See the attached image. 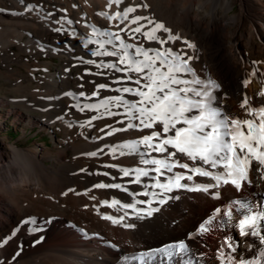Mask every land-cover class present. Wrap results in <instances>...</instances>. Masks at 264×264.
Listing matches in <instances>:
<instances>
[{"label":"bare ground","instance_id":"6f19581e","mask_svg":"<svg viewBox=\"0 0 264 264\" xmlns=\"http://www.w3.org/2000/svg\"><path fill=\"white\" fill-rule=\"evenodd\" d=\"M107 2L26 0V3L44 5V10L24 13V5L19 0H0V8L6 10L0 12V78L9 83L7 86L10 93L14 91L15 94H22L4 95L0 98V104H9L7 114L14 117L22 131L27 126H36L39 131L51 133L55 137L54 143L61 146L54 152L45 148V142L23 148L12 143L0 147V238L10 236L6 232L14 224L19 225L20 229L8 246L0 247V262L143 264L140 253L184 241L192 253L204 254L203 264H219L216 250L230 237L236 242L237 258L258 260L259 264H264V244L256 236L239 235V229L234 226L235 221L222 224L219 219H215L210 225L211 231L193 236L202 219L217 207L225 208L232 199L248 197L252 200L250 193L264 192V181L245 186L239 191L230 185H221L209 192L173 189L165 195L175 196L176 199L169 200L156 216L154 225L147 228L126 229L103 218L105 214L118 216L121 213L116 208L100 205L102 200H149L153 198V192L159 193L161 190L151 186L152 181L148 178H144L141 185H129L131 190L140 194L136 197H129L117 189L93 188L99 182L124 183L128 179L122 177L118 168L105 165L144 166L139 165L138 158L134 156L113 157L100 153L92 157L87 154L105 144L135 139L139 133L129 130L103 140L97 139V136L103 135L99 128L106 123H114L112 118L107 117L94 121V127L79 126L80 122L89 118L88 113L69 108L76 101L63 93L67 88L66 82L69 84L68 91L81 90L78 85L82 81L76 76L83 71V67H73L69 72L70 77L65 81L64 69L79 63L73 59L76 56L97 60L109 58L90 57L78 40L52 31L57 25L52 22L53 17L44 18V11L54 12L58 18L62 15L58 10L67 9L68 16L76 20L81 19L82 13H86L85 20L97 27L107 28L115 22L96 15L98 11L106 10ZM126 2L131 4L133 0ZM168 2L173 4V7L168 8L179 18L180 36L196 41L195 57L198 59L190 62L191 67L202 79L210 77L220 85L216 94L222 98L225 111L243 116L239 107L243 95L247 94L254 102H258L260 97L256 93L264 91V0H159L158 6H165ZM73 4L79 7L73 8ZM116 10L113 5L108 11L111 13ZM76 27L80 32H90V29L80 25ZM65 40H70L72 50H64ZM142 42L146 47L145 41ZM181 45H184L183 40L168 47L177 50ZM40 54L59 57L62 65L55 72L36 76L35 71L39 67L48 69L47 63L52 60L42 61L38 57ZM87 78L83 81V90L86 92ZM245 79L251 81L247 88L242 87ZM36 89L44 91L42 97L48 108L53 110L48 111L51 113L32 97ZM58 103L62 104L60 108H57ZM37 110L41 113L31 114ZM58 116L63 119H57ZM69 123L72 127L68 126ZM115 126L122 127L118 124ZM180 162L192 166L187 158H180ZM81 169L87 171L82 172ZM173 171L183 174L186 170L176 167ZM97 172H109L111 175L90 174ZM112 177L121 178L113 181ZM210 182L213 181L198 176H194L192 181H182L193 188L197 184ZM87 189L92 190L85 194ZM145 189L148 196L143 195ZM217 192L220 194L219 199L215 198ZM261 199L264 197L256 195V201ZM142 207L146 208L147 205ZM28 218H34L36 223L24 225L23 221ZM37 226L43 229L29 232L30 228ZM81 229L94 235L88 234L82 238L77 232ZM52 234L54 237H51ZM41 237L43 240L40 243H34ZM32 244L37 245L31 247ZM18 247H22L23 251L15 261H9L10 253L15 255ZM155 264H161V260L158 258Z\"/></svg>","mask_w":264,"mask_h":264},{"label":"snow or ice","instance_id":"6c2138e0","mask_svg":"<svg viewBox=\"0 0 264 264\" xmlns=\"http://www.w3.org/2000/svg\"><path fill=\"white\" fill-rule=\"evenodd\" d=\"M19 3L24 5V13L44 10L42 4L26 3V0H19ZM125 4L126 0H108L106 10L96 13L109 22H115L107 28L97 27L85 20L86 13H82L79 20L73 19L68 16L67 9H59L62 15L58 18L54 12L44 11V18L53 17L52 22L57 26L51 30L78 40L90 57L109 58L97 60L73 57L79 63L64 71L69 73L73 67H83V71L76 76L82 81L78 85L81 90L66 91L63 95L76 101L69 108L78 109L80 113H96L79 123L82 128L94 127V121L106 117L114 120V123H106L99 128L103 135L97 136V139L103 140L129 130L139 133L135 139L105 144L87 154L92 157L100 153L113 157L134 156L138 158V164L144 166L105 165L118 168L122 177L128 179L124 183L99 182L93 188L117 189L129 197H136L140 194L131 190L129 185H141L144 178H148L152 181L151 186L161 190L159 193L153 192V198L149 200L122 201L112 198L100 201V205L116 208L121 213L118 216L105 214V220L126 229H134L154 225L156 216L168 201L176 199L175 196L165 195L173 189L209 192L221 185H230L239 191L245 186L264 181V91L256 93L260 97L258 102H254L247 94L243 95L239 104L243 116L225 111L222 98L216 94L220 85L210 77L202 79L191 67L190 62L198 57L189 55L183 49L165 47L179 40H183L187 49H193L196 45L178 33L173 34L164 22L157 20L147 0H133L131 4L123 6ZM113 5L117 10L110 13L108 10ZM72 7L79 6L73 4ZM138 10L146 14H136ZM5 11L0 8V12ZM76 25L90 29V32H80ZM142 41H147L149 45L154 43L158 47H145ZM64 50H72L70 40L64 41ZM86 76H102L107 82L89 80L87 83L92 90L86 92L83 90ZM250 82L248 79L243 80L242 87L247 88ZM102 92L115 95L102 96ZM93 100L95 102H86ZM57 119L63 117L58 116ZM117 124L122 127L115 126ZM68 126L72 127L71 123ZM180 158H187L192 166L181 163ZM176 167L186 170L185 173H175L173 170ZM90 174L111 175L109 172ZM194 176L213 182L197 184L194 188L182 183L192 181ZM118 178L121 177H112L113 181ZM91 190L87 189L85 194ZM148 194L145 189L143 195ZM258 194L264 197V192H252V200L242 197L232 199L223 209L217 207L202 219L193 236L211 231L212 221L219 219L222 224L235 221L234 226L239 229V235L256 236L264 244V199L256 201ZM215 198H220L218 192ZM145 204L147 207H142ZM94 207L99 210L98 206ZM130 219L132 222H129ZM35 223L34 218L23 221L24 225ZM19 230L18 227L7 238H0L3 244L7 245ZM39 230L37 226L30 228L29 232ZM41 240L43 237L34 243L38 244ZM22 251V247H18L12 259L15 260ZM236 253V242L229 237L217 248L216 258L219 264H259L257 261L237 258ZM140 258L143 264H155L158 258L161 264H203L204 254L192 253L189 245L180 241L165 248L142 252Z\"/></svg>","mask_w":264,"mask_h":264},{"label":"rangeland","instance_id":"374dc122","mask_svg":"<svg viewBox=\"0 0 264 264\" xmlns=\"http://www.w3.org/2000/svg\"><path fill=\"white\" fill-rule=\"evenodd\" d=\"M147 2L151 5V12L154 13L155 17L157 20L162 21L165 23L166 27L170 28L173 32V34L178 33L179 34V30H181L180 28H178V24H180L179 18L176 17L175 13L173 12L172 9H169L168 7L171 6L173 7V4H170L169 2L165 5V6H158L159 0H147ZM127 4H130L129 2H126ZM136 14H146L143 10H138V12ZM189 42L193 43L194 45H196V41L193 39H189ZM146 43V47L148 46H152V47H158V45L156 44H151L149 45V43L147 41H145ZM165 47H168V45H165ZM179 49H183L184 51H187L189 55L195 57L196 56V47L193 49H187L185 47V45H181V47ZM39 59L42 61H47L48 59H52L51 62L47 63L48 69H44L42 67H39L38 70L35 71V75L36 76H41L44 73L47 72H55L57 71V69L60 68V66L62 65V62H60L59 57H51L50 55H45V54H40ZM195 59H193L191 62H194ZM17 64H14V66H16ZM91 67V66H88ZM2 68V66H1ZM24 71V69H23ZM93 71H96V69H93ZM64 81L67 80L70 76L69 73L64 72ZM88 81L89 80H95L97 83H104L107 82V80L105 79V77L102 76H87ZM0 78V98H3L4 95H9V96H20L22 94H15L14 91H12L10 93L7 84H9L7 81H4ZM67 85V88H69V84L66 82L65 83ZM88 92H90L92 90V87L90 84H88ZM12 85H9V87ZM66 87V86H65ZM65 89L64 92L68 91V89ZM6 90V91H5ZM6 93V94H4ZM44 93V91L42 89H36L33 94L32 97L36 100V102L43 108L46 109V111H50L52 110L51 108H48L45 99L42 97V94ZM109 95H115V93H109V92H102V96H109ZM7 99V98H6ZM7 105L9 104H0V147H2L4 144H15L18 147H28V146H32L33 144L36 143H43L45 142V148L50 149L51 151H55L57 149H60L61 146L57 145L54 143L55 137L52 136L51 133L48 132H42L39 131L38 128L36 126H27L25 128L24 131H22L19 128V124L14 120V117L11 114H7V110L8 107ZM62 106V104L58 103L57 104V108H60ZM53 111V110H52ZM34 113H41L39 110L31 112V114ZM51 113V112H48ZM88 117H90L91 115H95V112H87ZM57 131V130H56ZM57 136H59V134H56ZM26 206L28 205L27 203H25ZM19 225L14 224L13 226L10 227V229L6 232L7 235H11V233L15 230L16 227H18ZM41 227V226H40ZM39 227V228H40ZM43 227L40 228V230H42ZM79 230L77 231L78 234L82 237L85 238L88 234L89 235H94L92 233H89L85 230ZM51 237H54V234L51 235ZM2 238H6L4 236H2ZM3 239L0 240V247L2 246H8L10 243H7V245H4L3 243ZM33 245V246H32ZM31 247H34L37 244H32ZM11 256L9 259V261H15L12 259V257L14 256L13 252L10 253Z\"/></svg>","mask_w":264,"mask_h":264}]
</instances>
